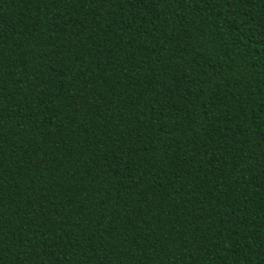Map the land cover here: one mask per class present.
Returning <instances> with one entry per match:
<instances>
[{
  "label": "trees",
  "instance_id": "16d2710c",
  "mask_svg": "<svg viewBox=\"0 0 264 264\" xmlns=\"http://www.w3.org/2000/svg\"><path fill=\"white\" fill-rule=\"evenodd\" d=\"M0 264H264V0H0Z\"/></svg>",
  "mask_w": 264,
  "mask_h": 264
}]
</instances>
